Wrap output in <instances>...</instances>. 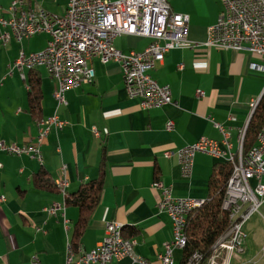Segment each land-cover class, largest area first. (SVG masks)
Here are the masks:
<instances>
[{"label": "crops", "instance_id": "1", "mask_svg": "<svg viewBox=\"0 0 264 264\" xmlns=\"http://www.w3.org/2000/svg\"><path fill=\"white\" fill-rule=\"evenodd\" d=\"M25 1L27 8L39 5L58 14H64L69 3ZM168 1L172 11L189 16L191 44L170 50L150 71L158 83L171 85L175 103L162 107L143 108L139 98L128 94L120 64L94 58L90 60L93 81L67 90L68 104L60 108L53 95L56 80L46 67H36L41 77L42 112L35 116L28 101L30 69L21 72L13 64L22 50L29 54L44 49L49 35L38 33L22 41L13 36L7 43L0 40V139L37 144V119L57 111L68 121L62 130L43 139V162L0 150V264H32L35 257L40 264H67L72 242L76 255L91 251L112 221L124 226L123 235L135 238L136 254L150 264H161L158 254L172 239L173 227L168 214L158 207L162 197L153 182L159 179L171 185L175 197H207L208 180L219 160L198 153L193 175L186 178L177 157H166L165 152L177 151L201 137L221 141L223 133L215 123L230 131L236 150L240 131L252 114L251 103L264 93V74L249 67L261 60L254 53L203 45L223 12L221 0ZM10 2L0 0V13L6 15ZM149 43V38L138 35H121L115 40V46L125 53L141 51ZM179 64L184 68L179 69ZM170 120L173 128L167 129ZM94 126L101 130L99 136L93 133ZM101 165L100 199L84 230L75 237L81 209L67 205L66 198L97 178ZM43 167L56 183L65 175V189L38 187L34 178ZM54 203L62 206L56 214L45 211ZM254 253L247 234L245 252L234 254L232 262L258 264ZM182 254L181 249L174 250L176 264L181 263Z\"/></svg>", "mask_w": 264, "mask_h": 264}, {"label": "built area", "instance_id": "2", "mask_svg": "<svg viewBox=\"0 0 264 264\" xmlns=\"http://www.w3.org/2000/svg\"><path fill=\"white\" fill-rule=\"evenodd\" d=\"M223 12L218 21L209 29V37L203 43L207 47L248 51L260 57V62H251L250 69L264 74V0H221ZM6 15L0 13V40L8 42L13 36L22 41L38 33H47L49 39L44 49L26 54L23 50L13 64L23 72L44 66L56 80L53 95L57 108L67 105L65 93L83 83L93 81L95 70L90 60L98 58L106 64L111 61L121 66L125 87L131 97H137L143 108L162 107L174 104L170 84H160L150 71L165 59L172 49L189 45V16L172 11L168 0H69L66 12L58 14L42 6L23 11L21 0H11ZM121 35H138L150 39L141 51L125 53L115 46ZM195 46L201 44L195 43ZM184 65L179 64V69ZM24 76V75H23ZM199 96L204 95L202 89ZM259 100L251 103L252 111ZM37 144L20 145L15 141L0 139V150L11 154H27L43 162L40 145L51 132L62 130L68 121L56 111L47 118H39ZM221 141L201 137L196 142L177 150H168L166 157L176 156L182 176L191 178L195 157L198 153L212 155L233 164L232 174L227 182L222 208L228 213L230 227L214 242L208 258L203 252L195 251L186 264H233L236 253L245 252L247 233L245 224L259 210L264 202V126L256 143L244 151L246 127L240 131L239 145L234 150L230 131L219 123ZM167 129L173 122L166 123ZM92 131L99 136L101 130L94 126ZM103 132L107 134L104 129ZM257 180L255 186L251 180ZM57 187L65 189L67 178L61 176ZM153 187L161 192L160 211H165L173 227L172 239L164 243V250L158 254L161 264H176L174 250H183L188 244V218L192 211L205 203L204 198L175 197L173 187L156 179ZM3 198V197H2ZM54 203L45 207L51 214L61 209ZM119 221L107 223L105 236L98 246L83 252L81 264H150L136 254L128 257L122 253V244L115 237V226ZM136 240L129 237L130 247L135 248ZM71 251H67V264L71 263ZM129 262H123L124 259ZM32 264H40L37 257Z\"/></svg>", "mask_w": 264, "mask_h": 264}, {"label": "trees", "instance_id": "3", "mask_svg": "<svg viewBox=\"0 0 264 264\" xmlns=\"http://www.w3.org/2000/svg\"><path fill=\"white\" fill-rule=\"evenodd\" d=\"M38 70L31 69L28 75V101L32 114L40 116L42 112L41 77ZM264 126V93L252 111L249 123L246 127L244 138V151H248L257 140V136ZM208 180V195L205 203L194 209L188 218L187 234L188 244L182 250L180 264H186L187 259L195 251H201L208 258L214 242L230 227L228 213L222 208L226 192L227 182L233 171L230 161L218 159ZM104 161V160H103ZM35 184L40 188L56 189L57 184L46 168H41L34 178ZM104 185V171L101 165L100 175L86 183L81 188L66 198V204L79 205L81 209L80 219L76 227L75 237L82 233L88 223L91 212L95 209L100 199ZM132 234V233H129ZM125 236V234L123 235ZM129 238L127 236L124 237ZM129 240V239H127ZM71 246H76L72 242ZM73 248V247H72ZM74 249V248H73ZM75 250V249H74Z\"/></svg>", "mask_w": 264, "mask_h": 264}, {"label": "rangeland", "instance_id": "4", "mask_svg": "<svg viewBox=\"0 0 264 264\" xmlns=\"http://www.w3.org/2000/svg\"><path fill=\"white\" fill-rule=\"evenodd\" d=\"M250 182L252 186H255L258 181L252 179ZM244 228L248 234V242L252 243L254 247L256 261L259 260L258 264H264V202L247 221Z\"/></svg>", "mask_w": 264, "mask_h": 264}, {"label": "bare ground", "instance_id": "5", "mask_svg": "<svg viewBox=\"0 0 264 264\" xmlns=\"http://www.w3.org/2000/svg\"><path fill=\"white\" fill-rule=\"evenodd\" d=\"M21 3H23V11H30V9L32 8H27V5H26V1L25 0H21ZM36 9V8H35ZM119 223V222H118ZM115 226V237L117 238V241L122 244V253L125 255V256H128V257H135L136 256V252H135V249L133 247H130L129 245V240L125 239L124 236H123V227L121 224H118ZM72 248V246H71ZM83 254H79V255H76L74 253V250L72 248V251H71V263L72 264H81V257H82Z\"/></svg>", "mask_w": 264, "mask_h": 264}]
</instances>
